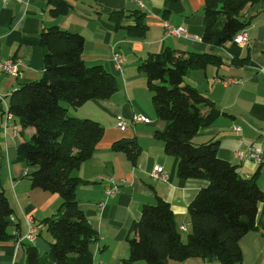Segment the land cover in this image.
<instances>
[{"label": "crops", "instance_id": "1", "mask_svg": "<svg viewBox=\"0 0 264 264\" xmlns=\"http://www.w3.org/2000/svg\"><path fill=\"white\" fill-rule=\"evenodd\" d=\"M65 1L70 5L69 10L53 16L48 0H29L27 4L0 0V61L18 57L23 60L18 76L0 72V188L14 209L10 226L14 236L0 242V264H25L23 248L15 245L16 233L25 234L26 217L31 216L38 225L44 217L55 213L62 201L56 193L32 187L27 174L35 167L18 157L19 144L30 137L33 128L21 129L17 135H4L1 131L3 106L8 104L11 92L19 84L39 79L42 74L43 48L38 36L43 28L50 26L80 33L84 37L83 62L102 64L117 81V90L109 98L90 99L76 109L68 108L71 115L97 119L104 127L93 155L72 172L86 181L77 187L75 194L97 235L90 246L93 259L121 264L129 256L132 222L139 218L142 205L154 204L156 196L170 204L180 236L186 233L183 241L192 230L187 206L207 180L177 176V157L164 152V142L156 135V131L164 130L166 122L156 117L146 77L138 69L139 63L150 54L169 48L213 54L222 61L189 70L185 75L184 82L210 99L219 112L212 123L199 128L192 140L217 141V155L235 164L242 176L254 178L262 190L255 228L244 234L239 244L240 264H264V0L247 5L242 12L241 18L249 21L244 29L249 43L239 45L230 41L219 46L201 40L204 0H143L147 28L141 38L128 35L124 28L134 24L133 18H121L116 27L111 15L112 11L122 10L127 14L138 9L130 0ZM164 21L184 27L200 40L167 37ZM114 52L124 57L122 72L115 68ZM228 78L239 81L229 84L220 81ZM136 113L151 121L132 123L130 119ZM117 116L128 122L124 130L116 127ZM234 125L240 129H232ZM124 139H133L140 148L135 165L123 151L112 150L115 141ZM248 146L261 148L260 161L238 157L237 151H246ZM155 165L162 166L166 172V182L151 178L150 171ZM110 181L118 185L119 192L107 197L104 188ZM41 235L32 244L44 252L48 249L45 240L50 236L44 228ZM170 262L221 264L212 257Z\"/></svg>", "mask_w": 264, "mask_h": 264}, {"label": "trees", "instance_id": "2", "mask_svg": "<svg viewBox=\"0 0 264 264\" xmlns=\"http://www.w3.org/2000/svg\"><path fill=\"white\" fill-rule=\"evenodd\" d=\"M204 1L201 40L219 46L233 41L245 29L249 22L241 18L245 7L262 0ZM48 3L53 16L70 8L65 0ZM111 15L116 27L121 18H133L134 24L124 27L128 35L144 36L147 25L142 10L127 14L112 11ZM38 41L43 48L42 74L39 79L19 84L9 95L8 108L19 131L33 128L17 149L18 157L35 167L27 174L30 185L56 193L62 201L55 213L36 224L40 227L36 238L42 236L43 228L50 236L45 240L48 249L40 252L34 242H22L20 247L25 252V264H92L90 246L97 235L75 194L86 181L72 172L93 155L104 127L97 119L71 115L68 108L76 109L90 99L109 98L117 90V81L102 64L83 62L84 37L80 33L50 26L40 31ZM220 63V57L213 54L166 48L138 65L146 77L155 115L166 122L156 135L164 142V152L177 157V176L205 179L207 184L187 206L192 230L185 241L167 201L156 196L154 204L142 205L139 218L130 226L129 256L121 264H172L170 260L190 257L241 263L239 241L255 228L263 193L254 178L242 176L235 164L217 155V141L193 142L199 128L212 123L219 112L210 99L184 82L189 70ZM111 147L123 151L136 164L140 148L133 139L115 141ZM13 214L0 188V242L14 236L10 231Z\"/></svg>", "mask_w": 264, "mask_h": 264}, {"label": "built area", "instance_id": "3", "mask_svg": "<svg viewBox=\"0 0 264 264\" xmlns=\"http://www.w3.org/2000/svg\"><path fill=\"white\" fill-rule=\"evenodd\" d=\"M4 3H6L9 0H2ZM22 4H27L29 0H14ZM132 1L138 9L143 10L145 8L143 0H130ZM164 27V34L167 37H185V38H192L195 40H200V38L197 35L190 34L184 27L182 26H175L167 21H164L163 24ZM233 41L239 45H245L249 43V37L245 30L237 33ZM113 61L115 68L118 69L120 72L123 71L122 62L124 61V57L119 52H114L113 54ZM23 65V60L18 57L14 59H5L0 61V72L6 73L8 75L18 76L19 74V67ZM224 84L234 83L238 82V79L234 78H228L226 80H220ZM2 126L1 131L4 135L6 134H12L17 135L19 133V127L18 124L13 116V114L9 111L8 104H4L3 111H2ZM130 121L132 123H149L151 120L149 117L145 116L141 113L133 114ZM115 125L118 129L124 130L128 126V122L122 117L117 116ZM232 129L238 131L240 128L236 125L232 127ZM261 153L262 150L259 147L255 146H248L246 151L239 150L237 151V155L240 159L243 158H252L255 161L261 160ZM150 176L153 179L166 182L167 181V174L164 172L162 166L155 165L153 166L152 170L150 171ZM111 184L107 185L104 188V194L108 196H112L119 192L118 185L112 184V181H110ZM101 206H103V203H100ZM26 225L27 230L24 235H19L16 233L15 238V245L16 248L21 245V243L26 240L28 242H33L36 239V236L38 234V229L36 225L34 224L33 218L31 216L26 217ZM182 230H185V227H181ZM92 264H106L101 261L94 260Z\"/></svg>", "mask_w": 264, "mask_h": 264}, {"label": "rangeland", "instance_id": "4", "mask_svg": "<svg viewBox=\"0 0 264 264\" xmlns=\"http://www.w3.org/2000/svg\"><path fill=\"white\" fill-rule=\"evenodd\" d=\"M239 17H240V16H239ZM184 78H185V77H184ZM185 235H186V233L183 232L182 235H181L182 240L185 238Z\"/></svg>", "mask_w": 264, "mask_h": 264}]
</instances>
